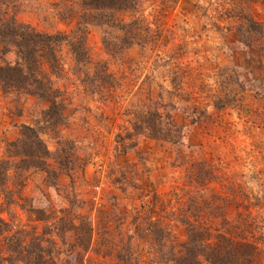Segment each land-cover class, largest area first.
<instances>
[{
	"label": "rangeland",
	"instance_id": "374dc122",
	"mask_svg": "<svg viewBox=\"0 0 264 264\" xmlns=\"http://www.w3.org/2000/svg\"><path fill=\"white\" fill-rule=\"evenodd\" d=\"M11 5L19 22L45 34H69L83 12L81 0ZM116 19H138L135 30L143 41L112 55L103 36L112 40L121 32L88 25L90 64L79 69L68 47H60L62 71L53 80L66 123L40 135L53 156L45 159L47 168L57 176L50 182L36 168L9 172L0 188L3 258L12 241L49 251L43 253L46 264H173L168 247L184 240V228L166 216L190 191L184 160L210 161L225 181L237 173L230 181L264 200V0H139L135 11ZM3 61L13 63L15 54H2L0 47ZM96 64L105 65L114 83L89 93L84 73ZM45 109L36 98L0 91V160L12 155L9 143L20 138L23 124L44 126ZM155 111L179 144L150 137L143 123ZM166 114L174 128L164 124ZM58 140L70 142L63 165L54 159ZM258 209L264 223V204ZM150 210L158 231L168 233L163 246L147 230ZM84 221L93 229L91 247L130 244L135 259L84 255ZM70 224L80 229L68 231Z\"/></svg>",
	"mask_w": 264,
	"mask_h": 264
},
{
	"label": "trees",
	"instance_id": "16d2710c",
	"mask_svg": "<svg viewBox=\"0 0 264 264\" xmlns=\"http://www.w3.org/2000/svg\"><path fill=\"white\" fill-rule=\"evenodd\" d=\"M138 1L81 0L83 12L75 30L69 34H45L19 22L11 0H0L1 53L15 54L13 63L3 61L0 64V91L4 95L33 97L46 105V109L40 114L44 126L23 124L20 138L9 143L13 151L12 155H6V159L0 160V188L4 187L11 170L20 174L26 169L36 168L46 173V179L54 182L57 174L47 168L45 161L52 153L40 135L44 128L56 131L66 123L62 92L54 85L53 80L62 71L60 47L63 44L68 47L75 67L79 69V66L83 68L90 64L85 34L88 25L107 26L121 32L112 40L103 36L104 48L112 55L122 52L134 43H140L143 37L135 30L139 26V20L123 24L116 19L117 13L135 11ZM84 74L86 91L89 93L100 92L103 87H110L114 83L113 76L107 73L103 64H96L91 74ZM168 116L166 114V120H169ZM146 119L143 126L152 139L180 143L173 139L170 129L163 130L159 120L161 115L157 111L152 112ZM164 124H171V121ZM170 126L174 128V125ZM69 144V141L58 140V151L54 153V159H58L59 165L66 162L63 148L68 150L66 145ZM181 166L184 167V182L190 191L185 193L184 204L176 209L178 216L172 211L169 213L170 217L166 218L168 222L174 219L173 222L183 226L184 240L168 247L169 260L173 264H264V223L258 214V208H262L264 200L253 196L251 191L247 192V187L243 184L231 182L237 173H232L234 175L225 181L222 174L216 173L219 168L206 159H197L195 162L184 160ZM51 176L55 178L52 179ZM147 214V230L154 236L155 243L163 246L168 242V233L164 230L158 231L159 221L152 218L151 210L145 212V217ZM5 225L0 220V234L5 232L2 229ZM66 228L68 231L80 229L72 224ZM81 229L83 231L80 235L83 234L87 239L84 255L91 252L123 261L126 258L135 259L132 257L134 250L130 244L120 246L118 250L112 247L104 250L106 245L102 248L91 247V225L84 221ZM75 236L76 234L73 235L74 242ZM126 237L128 242L130 235ZM19 244L12 241L6 244V257L0 256V264H46L43 253L49 251L42 250L41 247H37L36 251ZM79 255L80 253L77 254Z\"/></svg>",
	"mask_w": 264,
	"mask_h": 264
}]
</instances>
